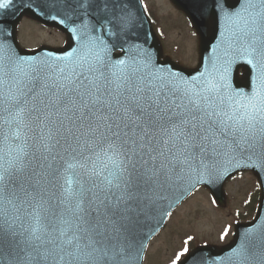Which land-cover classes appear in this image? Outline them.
<instances>
[{
	"label": "snow or ice",
	"instance_id": "1",
	"mask_svg": "<svg viewBox=\"0 0 264 264\" xmlns=\"http://www.w3.org/2000/svg\"><path fill=\"white\" fill-rule=\"evenodd\" d=\"M126 4L62 0L98 14L63 64L21 57L0 39V264H110L125 222L162 175L198 154L264 156V0L224 12L231 52L253 69L248 91L230 90L227 67L189 81L107 59L91 33L126 25ZM12 6L0 0V11ZM243 255L264 257V239Z\"/></svg>",
	"mask_w": 264,
	"mask_h": 264
},
{
	"label": "water",
	"instance_id": "2",
	"mask_svg": "<svg viewBox=\"0 0 264 264\" xmlns=\"http://www.w3.org/2000/svg\"><path fill=\"white\" fill-rule=\"evenodd\" d=\"M75 2V0H73ZM175 7L189 19L198 35L199 62L187 68L164 56L161 43L140 0H127L126 25L108 26L100 35L106 49V58L115 62L134 58L147 66L157 76L176 74L186 80L193 76L201 79V73L218 78L227 67V84L230 90L248 91L251 87L253 69L230 50L231 28L226 24L224 12L237 9L241 0H172ZM29 16L48 25H57L66 36L63 47L42 46L34 50L20 48L16 29L23 16ZM55 16L57 24L52 21ZM98 14L94 9L72 12L62 6V0H14V6L0 11V25L9 34L0 39H10L14 51L21 57L66 63V54L78 48L80 31L84 25L89 29L96 25ZM63 20L64 23H60ZM56 58H60L57 60ZM231 60V63L227 62ZM242 70L240 73L239 70ZM183 159V157H181ZM264 156L251 151H227L215 158L188 160L174 171L162 175L147 189L145 198L125 222V231L115 242L114 261L110 264H142L145 248L150 239L164 226L167 218L198 186L209 189L215 201L224 205V183L236 172L250 170L257 178L260 193L254 218L237 222L232 239L222 246L204 244L188 252L177 264H264V257L245 258L243 250L254 242L264 239Z\"/></svg>",
	"mask_w": 264,
	"mask_h": 264
},
{
	"label": "rangeland",
	"instance_id": "3",
	"mask_svg": "<svg viewBox=\"0 0 264 264\" xmlns=\"http://www.w3.org/2000/svg\"><path fill=\"white\" fill-rule=\"evenodd\" d=\"M144 4L162 34L164 52L186 66H194L197 42L186 19L168 0H144ZM27 31L33 35L23 33V40L32 43L55 39L41 30L28 28ZM256 188V179L250 172L236 175L225 184L227 203L222 208L211 200L207 190H196L172 213L163 230L150 242L144 264H172L178 253H185L189 242L191 246L193 242H227L232 236L234 222L240 217L241 220L251 218L244 206Z\"/></svg>",
	"mask_w": 264,
	"mask_h": 264
},
{
	"label": "flooded vegetation",
	"instance_id": "4",
	"mask_svg": "<svg viewBox=\"0 0 264 264\" xmlns=\"http://www.w3.org/2000/svg\"><path fill=\"white\" fill-rule=\"evenodd\" d=\"M23 22L29 23L30 25L38 26L39 28H41V30L45 31L49 35L54 36L55 39L52 41L48 40V41H43V42L36 43V44H27L24 42L22 34H20V30H19L18 39H19V42L22 46L33 47V46H37L38 44H49V45H53V46H60L64 42V36L61 35L60 31L55 29V28L44 27V26L40 25L39 23L32 21V20H29V19H24Z\"/></svg>",
	"mask_w": 264,
	"mask_h": 264
},
{
	"label": "trees",
	"instance_id": "5",
	"mask_svg": "<svg viewBox=\"0 0 264 264\" xmlns=\"http://www.w3.org/2000/svg\"><path fill=\"white\" fill-rule=\"evenodd\" d=\"M255 200H256V196L250 198L247 207H249V211H254L255 210Z\"/></svg>",
	"mask_w": 264,
	"mask_h": 264
}]
</instances>
